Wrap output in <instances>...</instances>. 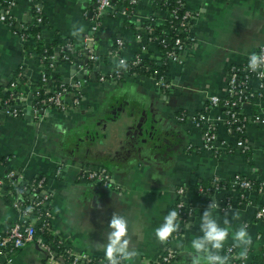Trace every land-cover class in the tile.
<instances>
[{
  "label": "crops",
  "instance_id": "crops-1",
  "mask_svg": "<svg viewBox=\"0 0 264 264\" xmlns=\"http://www.w3.org/2000/svg\"><path fill=\"white\" fill-rule=\"evenodd\" d=\"M34 4L40 10L42 21L38 27L42 40L50 44L66 39L78 50L89 33L94 0H14L10 11L13 19L20 24L30 23ZM122 4L123 0H116L113 10H120ZM184 6L194 15L190 27L194 41L180 53V63L166 61L172 89L163 90L152 78L135 74H124L117 80H97L96 69L102 73L112 70L117 57L130 59L140 44L149 58L159 55L157 44L142 37L141 27L148 18L162 24L165 11L156 9L150 0H138L130 14L108 11L100 18L91 43L97 55L92 71L95 75H88L81 85L76 106L62 112L50 108L36 115L28 110L30 119L24 117L27 110L16 118L0 111V181L7 169L20 174L23 180L42 177L50 195L51 234L75 254L105 258L100 245L107 243L109 222L118 213L128 219L131 246L138 253L124 264H153L165 247L175 252L169 264H192L188 255L190 242L201 235L200 216L215 200L219 207L214 209V215L221 224L227 214L233 231L241 224L247 225L252 245L243 264H264V217L254 218L256 208L264 205V95L241 105L240 112L246 119L243 152L234 147L236 135L226 129L221 108L207 102L211 96L221 99L225 95L230 65L243 63L250 53L264 46V0H184ZM81 28L83 31H79ZM137 33L141 34L139 42ZM117 39L122 46L115 57L110 53ZM75 58L68 63L56 61L52 72L55 77L45 87L80 78L78 68L86 59ZM39 68L26 42L0 17V95L17 72L22 78L19 90L29 99L38 85ZM250 83L255 85L256 81ZM71 98L67 94L65 101ZM117 106L120 109L112 116L110 108ZM142 112L160 124L165 140L153 145L146 138L138 152L124 150L125 139L132 134V125ZM200 112L204 114L203 123L215 127L217 154L213 146H204L202 129L191 123V117ZM254 116L259 120H254ZM93 120H99L94 126V149L70 152L73 135L80 137L85 123ZM97 168L106 169L108 187L80 177L83 171ZM234 175L262 181L261 191L203 193L196 189L212 177L225 182ZM180 186L185 189L191 213L180 219L174 238L160 244L155 229L175 208V189ZM6 193L1 182L0 233L19 217ZM225 199L230 204L223 208ZM233 213H238L239 219H233ZM232 244L230 234L225 248ZM234 250L237 259L240 249ZM4 253L0 264H7L8 256L10 264L44 261V252L35 243Z\"/></svg>",
  "mask_w": 264,
  "mask_h": 264
},
{
  "label": "built area",
  "instance_id": "built-area-1",
  "mask_svg": "<svg viewBox=\"0 0 264 264\" xmlns=\"http://www.w3.org/2000/svg\"><path fill=\"white\" fill-rule=\"evenodd\" d=\"M116 0H94L95 6L91 15V25L89 28V33L85 36L82 45L79 49H75V47L66 42L64 45L57 47L54 54L49 55L48 64L46 67L40 66L38 71V81L36 89L32 93L29 99H25V95H23L20 90L14 92V88L16 86V80L13 79L8 83L7 97L0 100V111L2 114L16 118L23 116L25 114V110L29 109L32 115H36L43 110L47 109H55L58 111H66L68 107H74L79 103L80 96V88L84 83L85 79H87L88 75L95 70L94 62L97 60V55L94 53L91 45L93 41V35L96 32L100 18L105 12L111 11L113 13H118L119 15H127L132 12L133 6L137 3L138 0H126L128 4L121 7L120 10L114 11L112 8L113 3ZM152 5L159 10L165 11V17L163 19L164 22L175 21L174 30L177 31L175 34L173 33V38L171 45L166 47L167 43L164 39L156 37L153 38L150 36L152 33V29L150 27H141L143 30V36L146 41L153 42L154 44H160L162 47H166L162 52H159L157 57L163 55L166 61L180 63V53L185 49L187 45H190L194 41V37L190 33V27L194 15L186 10L184 6V0H173L175 6L170 10L165 7V4L169 0H161L164 6L158 7L155 6L154 1L150 0ZM3 5V6H1ZM14 5V0H0V17L7 21V24L10 26L12 32L21 40L26 41L28 34L27 30L30 25H34L38 27L42 21L39 7L34 4L32 13L33 18L32 21L28 24H20L16 22L11 14V8ZM131 6V9L130 7ZM147 20H151L148 18ZM152 22V20H151ZM163 22V23H164ZM183 35L181 38L180 35ZM141 34L137 33L135 35L136 40L139 42ZM35 38H39V34H35ZM122 46V42L117 39L115 41L114 49H112L110 55L117 57V52ZM63 50L71 52H76L77 55H82L85 57L86 61L84 64L80 65L79 73L80 78H74L71 82H57L58 84H54L45 87L46 83L49 81L47 78V74L45 69H48V74L52 75V72L55 68V63L57 59V55L63 52ZM264 50V46L258 47L255 51L257 53ZM159 51V50H158ZM144 46L140 44L138 54L135 53L132 59L126 60L127 68L130 66H136L139 62V58L143 56ZM62 61L68 63L71 62L67 54L62 55ZM123 59L121 57H117V65L119 61ZM125 60V59H124ZM248 63V58L243 61V63L239 65H230L227 69L226 79H225V95L218 99L217 97L211 96L207 100L209 106L218 105L224 117V124L228 131L235 133L236 139L234 141V147L240 151H244V137H243V127L245 123V117L241 114L240 108L243 103H249L253 98H261V95L264 93V73H253L247 70L246 65ZM117 65L110 71L102 73L97 72L96 75L97 80L102 82L111 79H118L124 74L126 71L121 72ZM97 68V67H96ZM20 76V73L17 74V77ZM147 77L152 78L153 82L163 90H167L170 87V83L168 80L165 81L166 78L163 77H153L149 75ZM255 80V85H251L250 81ZM42 90L43 97L35 100L34 97L37 96L38 92ZM69 94L72 98L71 100L65 101V96ZM22 102V103H20ZM203 113H199L196 116L191 117V123L195 126H198L202 129L204 146L207 148L214 149V144L216 142V133L215 127L212 123H203ZM184 118V115H180V120ZM254 120H259L258 116H254ZM215 151V149H214ZM216 152V151H215ZM217 154V152H216ZM80 177L83 179H87L93 182L100 184L103 187H108L110 184L109 175L105 168H97L92 170L83 171L80 173ZM3 183L6 187V195L9 197V203L11 207L18 213L19 217L14 222L11 223L9 228L4 232L0 233V256L5 257L6 251L12 253L17 249L25 246L28 243H35L40 247V249L44 252V261L43 264H76L78 262L91 264H107V261L103 262L100 259L94 260L93 257L87 256L85 254H75L70 251L67 247H65L61 240L56 241V245H63V250L61 252L55 251L50 246V242L41 235V232H46L51 234L50 225H49V209L42 208V217L41 223L39 227H35V222L39 219V215L33 214L38 211L41 206L44 204H48L50 201L49 192L44 189V181L42 177L30 178L28 180H23L22 176L16 173L12 169H7L3 176ZM23 182L25 186L28 185V191L30 193V200L28 202L22 197V189L25 186H21V189H16L15 193L11 192V188H15L17 183ZM210 187L207 188V192L209 191H249L251 189L261 191L263 182L260 181L257 183V187H253V183L251 180L242 177L240 175H234L227 181H220L217 177H212L210 180ZM227 187H226V186ZM210 189V190H208ZM200 192H203L201 187H198ZM175 210L179 212L180 219H184L188 217L191 213V207L185 199V189L183 187H177L175 189ZM228 199L224 200L223 208H226L230 203ZM31 208V212H27L26 210ZM264 217V205H261L256 208L254 213L255 219H261ZM225 255H229L231 257V264H243V261L240 258H235V250L232 246H227L225 248ZM262 256H264V249L261 252ZM175 252L169 248L165 247L163 252L154 260L153 264H169V262L174 258ZM69 259V262H67ZM93 259V260H92ZM5 262L7 264L11 263V257L8 256L5 258Z\"/></svg>",
  "mask_w": 264,
  "mask_h": 264
},
{
  "label": "clouds",
  "instance_id": "clouds-1",
  "mask_svg": "<svg viewBox=\"0 0 264 264\" xmlns=\"http://www.w3.org/2000/svg\"><path fill=\"white\" fill-rule=\"evenodd\" d=\"M79 31H83L81 28ZM77 35V32H73ZM117 68L127 70V62L119 61ZM247 70L253 73H264V50L252 52L248 56ZM219 205L215 200L208 205L200 216L199 231L201 235L194 237L190 242L191 251L188 252L192 264H231V257L224 255L225 244L231 238L232 247L240 249L239 258L246 261L248 252L252 245V238L247 230L246 224H241L234 231L232 224L225 215L223 222L214 215V209ZM31 212L32 209L26 210ZM233 219H239L238 213H233ZM180 214L175 209L168 212L161 223L155 229V236L160 244H167L174 234L180 229ZM110 231L107 233V243L100 245L104 251L107 264H124L125 261L133 260L137 251L131 246V236L128 219L118 213H114L108 225Z\"/></svg>",
  "mask_w": 264,
  "mask_h": 264
},
{
  "label": "trees",
  "instance_id": "trees-1",
  "mask_svg": "<svg viewBox=\"0 0 264 264\" xmlns=\"http://www.w3.org/2000/svg\"><path fill=\"white\" fill-rule=\"evenodd\" d=\"M153 1H154L155 6H158V7L164 6V4L162 3L161 0H153ZM123 4L125 6H127V8H128V4L126 3V0H123ZM1 6H3V5H1ZM174 6H175V3H174L173 0H169L165 4V7H167V9H169V10L172 7H174ZM129 7L131 9V6H129ZM128 10H129V8H128ZM142 26L143 27H150L152 29V33L150 35L152 37V39L156 38V37L164 39L165 42L167 43L166 47L171 45L172 38H173V33L175 34L177 32V31L174 30L175 21H173V20L171 22H169V23L166 21V22H164L162 24H155V23H152L151 20H145L143 22ZM130 28L133 29V25H130ZM37 33L39 34V27H36L34 25H30L28 27V30H27V33H26V34H28V37H27V40L25 42H26V44L28 46V50L33 53L35 65H39V67L40 66L41 67L42 66L46 67L47 64H48L49 55L54 54L56 49H57V47L64 45L67 42V40L65 39V40H61L59 43L53 42V43L49 44V43H45L42 40V38L40 37V35H39V38H35V34H37ZM178 36L183 38L182 34H180ZM157 47H158L159 52H162L166 48V47H162L160 44H157ZM138 50H139V47H138ZM138 50H137V52H138ZM63 54H67L69 59L71 60V62H74L75 60H77L75 57L82 56V55H77L76 52L69 53L68 51L63 50L62 53L57 55V59H56L57 62H63L62 58H61ZM134 55H135V53H134ZM134 55L130 59H132L134 57ZM139 59L140 60H139V62H138V64L136 66H130L129 68H127V70H124L123 68H118V69L121 72H123V71L125 72L126 71V74H128V75H131V74H135V75H138V76H149V75H152L153 77H156V78H158V77L167 78L166 59L164 58L163 55H160V57H156L154 59H151L147 55L143 54V56H141ZM45 71H46L48 79L52 80L55 77L54 75H49L47 73L48 72L47 68L45 69ZM14 78L16 80V86H15V88L13 90H14V92H17L20 89L22 78L21 77H17V72L15 73ZM115 80H117V79H115ZM57 82L55 83L56 85L58 84ZM37 84H39V81H37ZM263 95H264V93L261 95V97ZM6 97H7V92L5 91L4 94L0 95V100L2 101ZM42 97H43V92H42V90H40L38 92L37 96L34 97V101L38 100V99H40ZM255 99L256 98L251 99L250 103L254 102ZM251 182L254 185L253 187L256 188L257 187L256 185H257L258 181H251ZM209 184H210V182L201 183V184L197 185L196 189L198 187H201L203 193H205V192H207V188L210 187ZM21 186L22 187L25 186V183H23V182L17 183V186H15V188H11V192L15 193L16 189H21L22 188ZM28 188H29L28 185L25 186V188L22 189V194H21L26 202H28L30 200L31 191H28ZM208 190H210V189H208ZM224 192H228V191H224ZM238 192H240V190H238ZM7 198H9V197L7 196ZM48 206H49L48 204H44L43 206H41V208L38 209V211H36L33 214H37L39 216H40V214L42 215V208H47ZM41 220H42V217L40 216L39 219L35 222L34 226L36 228L40 226ZM41 235H43V237L47 240V242H50V246L53 249H55V251L61 252L63 250V248H64L63 245H61V244L60 245H56V241L58 240V238H56L54 235L48 234V233L43 232V231L41 232ZM93 259L94 260L100 259L103 262H105V260H106L105 258H99V257H93ZM67 262H69V259H67ZM76 264H91V263L90 262H88V263L78 262Z\"/></svg>",
  "mask_w": 264,
  "mask_h": 264
},
{
  "label": "water",
  "instance_id": "water-1",
  "mask_svg": "<svg viewBox=\"0 0 264 264\" xmlns=\"http://www.w3.org/2000/svg\"><path fill=\"white\" fill-rule=\"evenodd\" d=\"M95 75L94 72L90 74V76L93 78ZM79 77V75H77ZM167 78L165 79V81ZM66 83V79L64 80ZM173 85H170V89H172ZM120 108L114 107V109L110 108V114L113 116L116 114V111L119 110ZM27 110V114L24 116L25 119H30L29 118V109ZM124 110V109H123ZM31 113V112H30ZM154 120L152 117L147 118V115L142 112L140 116L134 121L132 125V134L128 136L125 139L124 143V150L130 151V152H138L142 146V143L146 141V138L149 139L151 144H155L160 141H164L162 137H164L165 132L164 129L160 126V124H155L153 122ZM99 120H93L91 122H86L85 127L86 129L83 130V133L81 136L73 135V139L71 142H73L72 147L69 149L70 152L73 151H91L94 149V137L97 135L96 129H94V126H98ZM102 128H104V123H101Z\"/></svg>",
  "mask_w": 264,
  "mask_h": 264
},
{
  "label": "rangeland",
  "instance_id": "rangeland-1",
  "mask_svg": "<svg viewBox=\"0 0 264 264\" xmlns=\"http://www.w3.org/2000/svg\"><path fill=\"white\" fill-rule=\"evenodd\" d=\"M89 45H91V44L89 43Z\"/></svg>",
  "mask_w": 264,
  "mask_h": 264
}]
</instances>
